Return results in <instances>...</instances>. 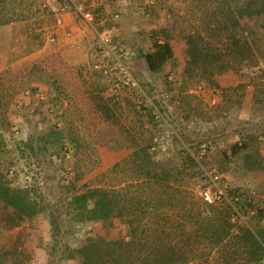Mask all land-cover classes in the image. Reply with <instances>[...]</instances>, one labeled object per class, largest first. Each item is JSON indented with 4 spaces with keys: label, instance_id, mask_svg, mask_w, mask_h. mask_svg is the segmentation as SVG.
Instances as JSON below:
<instances>
[{
    "label": "rangeland",
    "instance_id": "rangeland-1",
    "mask_svg": "<svg viewBox=\"0 0 264 264\" xmlns=\"http://www.w3.org/2000/svg\"><path fill=\"white\" fill-rule=\"evenodd\" d=\"M104 3L91 25L74 10L59 23L46 0H6L8 14L16 20L0 26V71L11 72L17 88L16 97H0V173L36 210L9 231L0 221V233L6 235L0 234V246L19 238L24 264H82L76 251L84 249L88 237L103 236L130 241L135 257L141 248L160 246L166 252L175 246L186 264H248L242 243L246 232L240 227L264 230V200L256 215L236 222L223 242L212 243L206 234L221 228L225 215L232 221L220 207L203 200L200 188L203 169L212 168L231 187L264 197V168H246L231 150L234 143L247 141L264 157V21L254 11L244 17L256 32L252 63H234L211 73L210 65L189 70L190 35L203 18L199 0ZM106 5L114 8L112 15L105 12L102 23ZM113 27L132 51L130 66L142 85L140 99L124 91L113 95L108 78L92 67L99 44L96 31L112 32ZM154 31L160 41L170 34L174 48V57L158 72L145 68L143 59L154 48ZM51 133L56 142L43 152L25 149L32 137L51 141L45 136ZM210 142L209 155L195 154V147ZM145 144L162 168L180 172L166 188L167 201L142 213L144 200L159 194L154 183L143 180L148 164L134 154ZM63 146L68 151H61ZM188 155L195 166L189 161L190 167L182 170ZM87 185L115 188L127 214L112 225L81 221L71 201ZM10 206L15 209L13 202ZM11 207L0 209V216ZM213 208L210 222L196 224L201 210L209 213ZM137 217L141 222L134 232L131 223ZM254 263L262 264L264 258Z\"/></svg>",
    "mask_w": 264,
    "mask_h": 264
},
{
    "label": "trees",
    "instance_id": "trees-1",
    "mask_svg": "<svg viewBox=\"0 0 264 264\" xmlns=\"http://www.w3.org/2000/svg\"><path fill=\"white\" fill-rule=\"evenodd\" d=\"M199 3L203 6L201 9L203 18L200 21V28H197L190 35L191 47L188 53L189 70L200 67L198 65H210L212 68L210 72L214 73L216 70H226L234 63H252V59L256 56V42L252 40V37L256 32L249 26L250 22L244 20V17L250 16L254 11L264 21V0H199ZM6 5V0H0V25L16 20V17L8 14ZM157 33V31H154L153 50L143 53L144 62L148 70L152 72L162 70L167 61L174 57L171 35L166 34V40L160 41L156 38ZM45 136H49L51 141L44 136L32 137L30 141L25 143V149H29L33 153L36 150L43 152L47 145L49 146L56 142L55 136L52 133ZM248 143L247 141L234 143L231 147L233 155H240L245 167L248 169L264 168V157L258 150L252 151ZM195 148L198 149L199 146ZM64 149L65 147L63 146L61 151H68L67 148ZM188 152L191 154L189 150ZM134 154L137 157H141L148 164V169L143 171L145 176L143 180L154 183L157 187L156 191L160 194L159 197H157L158 194L154 198L144 200L142 213H147L151 208L153 210L154 206L163 205L167 201L166 196L170 192L168 193L166 188L174 180L172 179V175H178L180 171L176 168L174 171L162 168V164L156 160L154 161L152 158L149 144L136 149ZM189 161L195 166L194 157L188 155L182 161V170H187L190 167L186 166ZM157 167L161 169L157 170ZM4 176V173H0V209L10 208L12 202L15 205V209L11 207V210L0 216L2 228L5 231H9L24 221L27 212L34 211L36 208L31 203L29 197L21 194L20 189L9 185L4 180ZM17 201H22V204L18 205ZM71 202L76 207L74 215H80V220L84 222L103 221L112 225L117 217L120 219L127 214L119 206L117 191L113 187L87 185L83 191L73 197ZM205 202L200 203V206ZM207 211L209 213L203 210L198 213L196 224L202 221V225H205L204 222L211 219L212 215L210 213L215 211V208L212 210L207 209ZM65 214L71 215V210ZM128 214L132 213L128 212ZM224 218L225 221L221 228L219 227L213 235L206 234L212 243L215 241L216 243L223 242L229 237L233 225L236 224L230 222L226 215ZM204 219L206 220L204 221ZM140 222L141 217L133 220L131 230L135 232V225ZM208 222L210 221L206 223ZM52 224L55 225L56 229L60 227L55 218L52 220ZM240 228L246 232L244 233L245 238L242 239L243 246L246 248L245 251L248 253L246 262L251 264L254 261H262L264 258V230L256 233L250 228ZM19 242L21 241L18 238L9 246L6 244L0 246V255L4 256V258H0L3 264H8V261H11V264H24L23 259L18 254ZM130 245V241L106 239L103 236H90L85 240L84 249L81 251L77 250L76 252L82 257V264H186L187 261L184 255L177 254L175 246H169L166 252L160 246L159 248L157 246L141 248V255L135 254V257L131 253L133 250L130 248Z\"/></svg>",
    "mask_w": 264,
    "mask_h": 264
},
{
    "label": "built area",
    "instance_id": "built-area-1",
    "mask_svg": "<svg viewBox=\"0 0 264 264\" xmlns=\"http://www.w3.org/2000/svg\"><path fill=\"white\" fill-rule=\"evenodd\" d=\"M46 6L56 16L59 23L62 22L65 14L74 10L92 25L93 21L100 15L105 3L104 0H46ZM118 17L119 14L115 13L114 18ZM96 32L99 37V44L95 49L96 56L92 67L100 75L108 78L109 91L113 95L124 91L130 97L140 99L142 85L130 66L131 49L118 39L113 30L111 32V29L107 28ZM212 149L213 144L211 142L204 143L198 149L195 148L197 153H194L203 158ZM202 180L201 197L206 202L217 205L225 211L233 223L247 222L251 216L257 214L258 208L264 200L261 194L252 189L231 187L224 181V175L212 168L203 169Z\"/></svg>",
    "mask_w": 264,
    "mask_h": 264
},
{
    "label": "crops",
    "instance_id": "crops-1",
    "mask_svg": "<svg viewBox=\"0 0 264 264\" xmlns=\"http://www.w3.org/2000/svg\"><path fill=\"white\" fill-rule=\"evenodd\" d=\"M112 8H105L104 11V15L102 16L104 19L102 20V23L105 22L107 19L105 18V12L106 14L108 12H110L109 14H111V11H113V6H111ZM108 15V14H107ZM112 15V14H111ZM1 26V25H0ZM1 28V27H0ZM113 31L115 29V27L112 28ZM71 50V49H70ZM70 62V61H69ZM72 63V62H71ZM73 65L75 63H72ZM76 66V65H75ZM74 67V66H73ZM145 68H147L146 65H144ZM9 71H7V74L4 72V69L2 71H0V97H16L15 89L17 88V83H15V80H13V78H11V72L8 74ZM99 82V79H98ZM101 84V83H100ZM103 84V83H102ZM153 86V85H152ZM93 91H95V93L100 92L97 90L96 86H93L92 88ZM101 90V89H100ZM12 102V101H11ZM11 105V104H10ZM10 106L5 107V110H9Z\"/></svg>",
    "mask_w": 264,
    "mask_h": 264
}]
</instances>
